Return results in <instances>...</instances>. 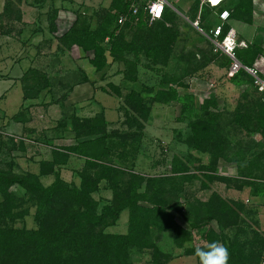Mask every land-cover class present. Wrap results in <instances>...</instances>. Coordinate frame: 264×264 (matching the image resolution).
<instances>
[{
	"label": "rangeland",
	"instance_id": "1",
	"mask_svg": "<svg viewBox=\"0 0 264 264\" xmlns=\"http://www.w3.org/2000/svg\"><path fill=\"white\" fill-rule=\"evenodd\" d=\"M62 1L0 0V92L6 90V93L0 94L1 174H11L15 178L34 173L45 187L58 179L68 185H79V173L84 168L87 155L71 152L67 147L99 138L101 132L91 129L94 123H98L102 132L111 134L104 142V145L111 147L109 151H102L103 162L145 175H168L172 157L178 155L193 175H174L176 188L163 193L170 199L167 201L171 205L168 211L189 230V239L177 246L170 230L153 231L149 240L151 246L130 247L129 256L133 264H219V259L224 255L222 240L216 241L214 256L199 258L196 254L188 253L190 249L206 244L209 229L229 236L236 226L241 225L247 233L257 230L263 237L264 226L259 223L249 194L264 191V184L260 185V181L264 180V129L256 128L255 120L248 115V106L258 96L264 99V92L259 91L252 80L237 85L227 75V67L222 64L221 55L215 51L209 32L194 24L200 18V8L205 2L198 0L195 11L196 0H167L175 11L174 23L179 30L167 63H155L142 57V61L152 65V68L142 64L135 66L132 62L126 64L127 69H124V64L116 61L105 68L103 75L106 72L110 75L119 72L116 78L120 81L114 84L119 88L109 87V84L104 86L105 90L98 87L100 91L96 92L94 98L90 94L96 87L89 88L87 83H83L86 88L79 87L77 93L70 92L76 81L82 83L87 78L82 80L79 77L73 84L68 82L67 85L56 82L52 86L45 72L56 70L58 74V71L64 70L67 77H74L76 61L65 59L64 62L57 49L65 43L61 37L63 29L70 23L69 19L75 18V9L85 11V14H80L88 16V9H95L101 3V0ZM80 2L84 8L79 6ZM55 8H61L63 12L60 15H67L68 21L64 22L61 19L63 16L57 17ZM254 8L250 21L238 17L228 20L230 27L234 28V23L238 25L234 28L237 40L248 36L247 31L252 34V40L243 39L246 43L263 44L264 24L257 23L258 18H255L256 13L261 12ZM210 13L211 19L218 21L215 8ZM193 15L195 20L192 19ZM72 53L77 57V48L70 49L69 55ZM90 53L85 52L87 57L92 56V51ZM86 56H79L78 63L86 66L83 63L88 60ZM20 58L26 59L27 66L23 72L24 66L18 65L16 76L21 75L18 84L25 89L22 102H19V91L15 90L16 83L10 86L13 93L9 91L7 94L8 86L12 83L10 68L19 64ZM63 64L65 69L62 70ZM30 68L31 71L28 70ZM96 76L101 77V72ZM170 86L177 87L178 93L192 94L198 111H201V105H205L207 110L220 113L218 139L223 141L224 150L219 158H213L210 151L212 146L204 150L193 146L189 117L183 114L180 102H163L156 98L159 89ZM131 90L135 92L132 94L133 100L128 96ZM84 97L86 100L83 101ZM239 113L243 115L242 123L235 121ZM97 142L103 145L102 140ZM89 144L86 143L84 147L87 148ZM48 161L56 163L50 165ZM250 161L256 162L257 168L248 169L247 163ZM237 165L242 168L238 169ZM127 176L125 174L120 179L127 180ZM107 183L106 179L100 180L98 187L91 192L97 202V212L112 198V190ZM157 184L150 181L149 189ZM145 189L146 179L141 182L138 191ZM7 190L12 194L10 199L0 192V225L37 227L32 191L18 182L10 184ZM218 195L239 212L236 221L224 224L223 228L204 210L199 211L200 214L194 210V206L202 209L207 202L210 206H218ZM139 202L149 205L146 200ZM128 221L129 211L125 208L117 217L107 216L97 228L104 232L126 233ZM209 245L214 246V243ZM218 249L222 253H218Z\"/></svg>",
	"mask_w": 264,
	"mask_h": 264
},
{
	"label": "trees",
	"instance_id": "2",
	"mask_svg": "<svg viewBox=\"0 0 264 264\" xmlns=\"http://www.w3.org/2000/svg\"><path fill=\"white\" fill-rule=\"evenodd\" d=\"M145 1L110 0L108 7L104 8L94 26L91 25L89 15L83 16L76 10L74 23L61 37L67 46L76 43L85 51L91 50L90 61L96 70L105 66L108 58L111 61H121L124 69L132 62L135 66L142 64L152 68V65H146L142 61V57L155 63L166 64L179 33L174 23L175 11L166 4L161 18L148 22L147 13L143 9ZM133 2L139 5L137 20H134L131 14ZM198 3L199 1L196 0L195 11ZM214 8L216 14L222 9H227L228 19L238 17L250 21L254 6L253 0H221L216 5L208 3L202 5L197 26L209 32L210 36H212L210 29L219 22V18L218 21L211 19L210 11ZM121 15L126 18L119 22L118 18ZM192 17L195 20V15ZM228 19L223 22L220 37L230 27ZM51 26L54 27L53 21ZM215 51L221 55L222 64L228 67L230 57L220 50ZM261 51V43L250 42L246 46H237L235 54L243 64L251 65ZM230 79L234 84L239 85L240 82H250L252 76L241 68L230 76ZM107 84L110 85L109 87L119 88L113 83ZM101 88L106 89L104 86ZM176 88L170 86L159 89L156 98L163 102L170 100L180 102L183 114L189 117L193 146L203 150L207 146H212L210 151L213 158L217 156L219 158L224 150L223 141L218 139L220 113L207 110L205 105H201V111H198L192 94L178 93ZM22 89L25 92L23 87ZM133 93H135L133 90L129 92L130 99L133 98ZM248 115L255 120L256 128L264 129L263 97L258 96L253 99L248 106ZM241 116L243 115L239 113L235 121L242 123ZM91 129L93 132H101L102 135L67 147L71 152L87 155L84 168L79 173L81 177L79 185H68L62 179H58L51 186L45 187L34 173L14 178L11 174L7 176L0 172V192L4 197L10 199L12 196L7 188L13 182H18L32 191V202L36 205L35 218L38 221L35 228L0 225V264H133L129 256L130 247L151 246L149 240L153 231L170 230L173 232L177 246H181L189 239V230L180 225L175 220V216L168 211L171 205L167 201L170 199L163 195L164 192L168 193L170 189L176 188L174 175L193 176L189 167L178 155L172 157L171 171L168 175H145L111 162H103L102 151H109L111 147L108 144L104 145V142L111 134L102 132V127L98 123H94ZM98 140H102V146L98 144ZM86 143L91 144L86 148L84 147ZM48 162L50 165L56 163ZM257 165L256 162L250 161L247 163V168H257ZM237 167L242 168L239 165ZM91 170H94L93 173ZM125 174H128V179H120V177L124 178ZM105 179L112 190V198L97 212V202L91 192L98 187L100 180ZM144 179H146V189L142 192L138 191ZM150 181L158 182L157 186L149 189ZM140 200L148 201L149 205H142ZM125 208L129 211L126 233L104 232L97 228L107 216L117 217ZM194 210L197 214L204 210L209 218L217 220L220 228L227 223L233 224L239 217V212L237 213L229 202L219 195L218 206H210L207 202L202 209L194 206ZM190 224L194 226L193 222ZM236 227L229 236L222 235L221 232L217 234L209 229L206 244L192 248L188 253L196 254L199 258L214 256L215 243L217 240H222L224 255L219 259V264H260L264 252V236L262 237L257 230L249 234L244 226ZM210 243H214V246L209 245Z\"/></svg>",
	"mask_w": 264,
	"mask_h": 264
},
{
	"label": "crops",
	"instance_id": "3",
	"mask_svg": "<svg viewBox=\"0 0 264 264\" xmlns=\"http://www.w3.org/2000/svg\"><path fill=\"white\" fill-rule=\"evenodd\" d=\"M63 1H65V0H63ZM62 1V2H63ZM101 3H99V5L97 6V7H95V9H88L89 10V12H88V10H87V12H88V14H89V16H90V22H91V25L92 26H94L96 23H97V21H98V19H99V15L102 13V11L104 10V8H106V7H108V5H109V2H110V0H101L100 1ZM81 8L83 7L84 8V5L80 2V5H79ZM79 6L77 5V8H79ZM76 10H78V9H75V12L74 13H76ZM91 10V11H90ZM254 10H255V8H254ZM58 11V13H57V17H59L60 18V16H63V15H60V12L62 11V9L61 8H58V9H56V12ZM63 12V11H62ZM78 12H83V13H86L85 11H80V10H78ZM73 13V14H74ZM64 18H61L64 22L65 21H68V17H67V15L66 16H63ZM255 18H258V22L257 23H261V24H264V16H262V13H256V17ZM261 18V19H260ZM75 19H76V15H75V18L73 17V19H69L70 20V23L68 24V26L65 28V29H63V32H65V31H67L68 29H69V27L74 23V21H75ZM56 21H58L57 19H56ZM236 22H238V20H236ZM233 25V24H232ZM234 28H236V26H238V25H236L235 23H234ZM238 31V30H237ZM62 32V33H63ZM246 35H248V36H246V37H244V36H242V39H245V40H247V41H251L252 40V34H249L247 31H246ZM63 43V42H62ZM264 44V43H263ZM77 48V57H76V55L74 56V54L72 53L71 55H69V50L70 49H73V48ZM57 49L60 51V53H61V57L64 59V62H65V59L66 60H69L70 62L72 61V62H75L76 61V68L77 69H74L75 71H73L74 72V77H70V75L67 77V75H65V71L63 70V69H65V65L63 64L62 66H61V69L63 70L62 72L60 71H58V74H57V71L56 70H53V71H50V70H48V71H45L46 73H47V76H48V80L51 82V85L53 86V84L54 85H56V82H58L59 83V85H67L68 84V82H70V84H73L74 82L73 81H76L79 77L80 78H82V80L83 79H85V78H87V80H84L85 82H79V81H76L75 83H74V86H73V89H72V91H70L71 93H77L78 91V88L79 87H84L83 86V83H87V86H89V88H91L92 86H95L96 87V89H92L91 90V94H90V96L93 94V96H94V98L96 97V92L97 91H100V89L99 88H101V87H103V86H106V84L107 83H113V84H117L120 80L119 79H117L116 77L118 76V75H120V73L119 72H117L116 74H112V75H110V73H105V75H103V72L105 71V68L108 66V65H111V64H113L114 62H116V61H111V59L110 58H108V62H107V64L105 65V66H103L102 68H100L99 70L97 69H95V67H94V65L91 63V61H90V57L91 56H89V57H87L86 56V54H85V52L88 54V53H90L91 52V50H87V51H85V50H83L82 49V47L80 46V45H78V44H76V43H72V44H70L69 46H67L66 45V43H63V44H60L58 47H57ZM73 52V51H72ZM82 54H84L86 57H87V62H83L86 66H84V65H81L80 63H78V60L79 59H77L79 56H81ZM91 54V53H90ZM26 59L25 58H20V60H19V64L17 63L15 66H12L11 68H10V70L12 71V73H11V79H12V83L8 86L9 87V89L7 90V94L9 93V91H10V93H13V91H12V88L10 87L11 85H13V84H17L16 85V88L17 89H15L16 91H19L18 93H20V101L19 102H22L23 101V89H22V87H21V84H18V82H19V77L21 76V75H19V77H16L17 76V69H18V65L20 66L21 65V67H22V65L24 66V67H22L23 68V72L27 69V66H25L26 65V61H25ZM82 60V59H81ZM84 60V59H83ZM82 60V61H83ZM67 67H69V66H67ZM123 69V68H122ZM86 70H90V72H87ZM101 72V77L99 76V77H97L96 76V74H98V73H100ZM92 74V76H91V74ZM95 74V75H94ZM51 75L53 76V80L51 79L52 77H51ZM76 77V78H75ZM119 80V81H118ZM52 81H53V83H52ZM20 83V82H19ZM51 85H50V87H51ZM7 87V88H8ZM99 87V88H98ZM84 88H86V87H84ZM14 90V89H13ZM12 91V92H11ZM102 91V90H101ZM3 92H5L6 93V90H4V91H2V92H0V94H2ZM105 93V92H104ZM50 94V92H48V95ZM106 94V93H105ZM86 96V95H85ZM89 96V97H90ZM33 98H31V100H32ZM83 99V101L84 100H86V98L84 97V98H82ZM82 99H76V101H79V100H82ZM99 100V99H98ZM25 101H27V100H25ZM104 105V104H103ZM21 124H23V122H21ZM23 126V125H22ZM262 184H264V180L262 179V181H260V185L261 186H263ZM262 188H264V187H262ZM262 188H260V189H262ZM249 198L251 199L250 201L252 202V203H254V205H255V213H256V215H257V217H258V220H259V223L261 224V226H264V191H262V192H260V191H256V192H252V193H250L249 194ZM260 264H264V262H262V263H260Z\"/></svg>",
	"mask_w": 264,
	"mask_h": 264
},
{
	"label": "built area",
	"instance_id": "4",
	"mask_svg": "<svg viewBox=\"0 0 264 264\" xmlns=\"http://www.w3.org/2000/svg\"><path fill=\"white\" fill-rule=\"evenodd\" d=\"M221 0H202V2L208 3L209 5H216ZM168 4L167 0H146L143 4V9L147 13L148 22H152L158 18H161L164 11L165 5ZM253 6L256 7L264 16V0H253ZM139 5L135 2L131 3V14L134 16V20L138 19ZM219 22L210 29L211 40L214 49L224 52L228 57H230V62L226 69L228 76L234 75L239 69L246 70L251 76L252 81L258 90H264V44H262V51L257 54L253 63L251 65L243 64L235 54V49L237 46H246L247 43L243 39L237 40L236 31L233 27H229L226 33L220 37L222 32L223 22L228 19L229 11L227 9H222L218 12ZM126 16H120L118 18L119 22H122ZM195 25L197 26V20H195ZM201 29V28H200ZM218 253H222L221 249L217 250Z\"/></svg>",
	"mask_w": 264,
	"mask_h": 264
},
{
	"label": "water",
	"instance_id": "5",
	"mask_svg": "<svg viewBox=\"0 0 264 264\" xmlns=\"http://www.w3.org/2000/svg\"><path fill=\"white\" fill-rule=\"evenodd\" d=\"M195 24V23H194Z\"/></svg>",
	"mask_w": 264,
	"mask_h": 264
}]
</instances>
